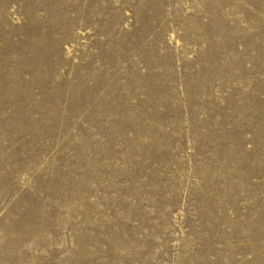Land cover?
<instances>
[{"label": "rangeland", "instance_id": "1", "mask_svg": "<svg viewBox=\"0 0 264 264\" xmlns=\"http://www.w3.org/2000/svg\"><path fill=\"white\" fill-rule=\"evenodd\" d=\"M0 264H264V0H0Z\"/></svg>", "mask_w": 264, "mask_h": 264}]
</instances>
